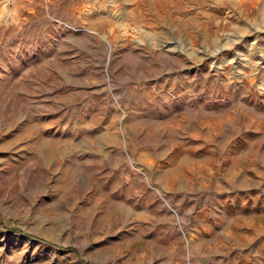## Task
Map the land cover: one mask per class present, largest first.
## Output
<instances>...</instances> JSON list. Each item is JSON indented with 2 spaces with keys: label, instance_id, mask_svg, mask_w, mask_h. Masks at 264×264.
Segmentation results:
<instances>
[{
  "label": "rangeland",
  "instance_id": "1",
  "mask_svg": "<svg viewBox=\"0 0 264 264\" xmlns=\"http://www.w3.org/2000/svg\"><path fill=\"white\" fill-rule=\"evenodd\" d=\"M260 88L264 0H0V264L180 260L124 213L148 187L131 162L197 189L196 162L167 172L185 135L250 128L262 166Z\"/></svg>",
  "mask_w": 264,
  "mask_h": 264
},
{
  "label": "crops",
  "instance_id": "2",
  "mask_svg": "<svg viewBox=\"0 0 264 264\" xmlns=\"http://www.w3.org/2000/svg\"><path fill=\"white\" fill-rule=\"evenodd\" d=\"M237 94L234 92L226 100H231V104L218 106L221 113L233 107L232 100L237 99ZM243 94L248 108L264 111V88ZM197 107L206 110L202 104ZM231 134L212 141L209 134L190 132L182 140L177 161L166 160L171 165L167 172L183 166L192 171L190 162L198 164L197 170L204 169L203 174L197 171V189H192L194 182L187 181L182 171L179 177L186 179V185L171 188L166 185L168 180L161 178L162 173L154 171L156 181H151L147 171L150 164L131 162L138 171L135 173L145 176L148 187L139 192L134 208L124 210L127 217L138 218L144 231L139 232L136 227L128 232L132 235L138 231L148 241L157 239L170 247L169 251L181 247L180 260L165 264H264V187L260 183L264 179V148L263 168L245 166L255 142L263 140V131L245 128ZM162 180L165 187L160 183ZM253 234L256 237L249 240ZM222 236L230 243L225 247L219 245Z\"/></svg>",
  "mask_w": 264,
  "mask_h": 264
}]
</instances>
